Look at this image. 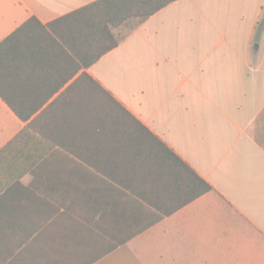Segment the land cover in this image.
<instances>
[{"label": "crops", "instance_id": "obj_1", "mask_svg": "<svg viewBox=\"0 0 264 264\" xmlns=\"http://www.w3.org/2000/svg\"><path fill=\"white\" fill-rule=\"evenodd\" d=\"M95 1L0 0V42ZM263 15L176 0L85 70L211 187L185 205L171 183L127 185L108 147L62 144L72 131L45 123L72 107L70 71H40L51 92L26 122L0 98V264H264Z\"/></svg>", "mask_w": 264, "mask_h": 264}, {"label": "trees", "instance_id": "obj_2", "mask_svg": "<svg viewBox=\"0 0 264 264\" xmlns=\"http://www.w3.org/2000/svg\"><path fill=\"white\" fill-rule=\"evenodd\" d=\"M174 1L98 0L46 25L28 19L0 42V98L26 122L51 92L38 85L48 78L40 71H70L72 85L58 98H72V107L61 106L59 118L45 123L72 131L62 144L71 152L78 140L108 147L109 160L116 162L118 155L124 162L127 185L142 188L143 196L145 187L166 189L171 183L172 191L184 197L180 205H185L211 187L85 72L118 45L116 28L132 19L142 22ZM258 29L264 31V15ZM57 77L64 80L63 75ZM36 124L33 120L27 127L35 129Z\"/></svg>", "mask_w": 264, "mask_h": 264}, {"label": "rangeland", "instance_id": "obj_3", "mask_svg": "<svg viewBox=\"0 0 264 264\" xmlns=\"http://www.w3.org/2000/svg\"><path fill=\"white\" fill-rule=\"evenodd\" d=\"M136 23H137V20L132 19L126 22V24H123L122 26H120L118 29L115 30L116 37L119 38V37L125 36Z\"/></svg>", "mask_w": 264, "mask_h": 264}]
</instances>
